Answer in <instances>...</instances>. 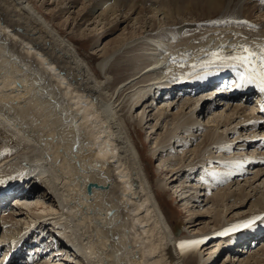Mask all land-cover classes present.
<instances>
[{"label": "bare ground", "instance_id": "1", "mask_svg": "<svg viewBox=\"0 0 264 264\" xmlns=\"http://www.w3.org/2000/svg\"><path fill=\"white\" fill-rule=\"evenodd\" d=\"M80 1L38 0L37 5L32 0H0V128L23 142L0 155V179L5 181L0 185L27 178L23 172L30 162L32 176L41 180L31 184L30 196L23 197L30 202L23 205L25 218L33 215V219L14 243L33 227L41 230L39 224L45 221L56 225L52 229L74 250L56 239L66 251L53 249L58 253L50 264H62L63 256L68 260L74 256L77 264H194L198 257L201 264H216L224 255L228 259L223 264H264V245H260L264 235L251 243V228L220 234L235 224L264 217V146L254 141V132L264 130V117L257 121L254 92L221 103L205 93L210 88L193 94L187 84L216 70L214 52L239 55L247 47L260 54L264 0H185L181 21L166 32L160 31L157 19L166 17L169 9L158 16L155 9L145 7L148 0H129L130 5L127 0H115L113 5L109 0H86L88 5ZM214 16L218 19L210 20ZM196 20L208 22L196 29L188 23ZM184 27L191 30L178 38ZM85 37L95 41L103 58L97 64L99 74L74 47L72 40ZM171 84L175 85L163 94L161 89ZM171 92L179 98L176 102L162 98ZM159 98L163 106L157 108ZM167 102H174L170 111ZM219 107L225 113H215ZM154 108L151 119L160 126L164 122L165 129L155 139L153 155L161 161L170 147L166 153L171 158L166 162V178L155 187L128 131L130 122L138 128L149 126ZM137 110L140 116H134ZM205 116L207 120L200 122ZM235 123L236 128L227 129ZM200 131L204 135L199 143ZM5 144L0 137V151ZM173 144L182 147L180 154L172 155ZM245 151L255 153L257 161L246 167L244 160L236 169L224 164ZM197 171L201 178L193 185L204 186L202 191L191 181L185 185L190 187L187 192L173 186L175 176ZM170 185L184 209L195 198L191 201V195L182 192L205 193L207 208L195 211L192 206L191 213L210 219L206 226L211 225V231L197 230L200 236L182 238H176L175 232L174 237L157 197ZM39 209L43 211L33 213ZM17 215L5 217L14 221ZM258 222L264 232V220ZM192 240L203 242L195 248L178 247ZM216 244H220L213 254L219 251L216 258H203L201 249ZM229 247L233 249L227 251Z\"/></svg>", "mask_w": 264, "mask_h": 264}, {"label": "rangeland", "instance_id": "2", "mask_svg": "<svg viewBox=\"0 0 264 264\" xmlns=\"http://www.w3.org/2000/svg\"><path fill=\"white\" fill-rule=\"evenodd\" d=\"M32 1H35V4L38 5V3H37L38 0H32ZM60 1H63V0H60ZM64 1L69 2L71 0H64ZM81 1H84V3H86L85 2L86 0H81ZM109 1H110L111 4L112 3L113 4L115 3V0H109ZM162 1H163V4H160L159 3L160 0H148L147 2H145L144 5H145L146 8L155 9V11L158 12V14H157L158 16L161 14L160 12L165 11V9L166 10L169 9V11L166 12V17L165 16L164 17L160 16L157 19L158 22L159 21L161 22V25L159 27L162 30H160V31L161 32H163V31L166 32V30L168 31V29H170L172 26H174L177 23V20H179L178 22L181 21V18L183 16L179 12L183 8V4L185 5V0H173V2H172V0L171 1L170 0H166V1L162 0ZM127 2H129V3H127ZM165 2H168L167 3L168 5L170 4L167 8L164 7ZM126 3H127V5H130L131 4V2L129 0H127ZM86 5H88V3H86ZM112 5H110V6H112ZM61 7L62 8H64V7L68 8L67 6H61ZM79 8L80 7H79V4H78V9ZM88 8H89V6H88ZM96 10L94 9L93 11H96ZM173 10H175V13H174ZM75 11H76V9H75ZM217 19H218L217 16H214V17H211L210 20H217ZM50 20H52V18H50ZM242 20L243 21H246V19H242ZM201 22L202 23H206V22H208V20L207 21L206 20H202V21L196 20V21H190V22L188 21V23L191 26H193L194 28H196V29H197V27L200 28V27H203L204 26V24H202ZM183 23L186 24L187 22L184 21ZM84 29L86 30V27L83 26L82 27V31ZM188 29L191 30L190 27H186V28L184 27L183 32L182 33H179V37L178 38H181L182 36H184L183 33L185 34ZM236 33L239 34V35L240 34H243V33H239V32H236ZM174 40H175V38H174ZM72 41H73L74 47L77 49L79 55L83 58V60L85 61V63L88 64L90 66V68L96 74H99L96 68H97L98 62L101 61L103 58L99 54L100 52L98 53L97 50H95L96 49L95 47L97 46V44H95V41H93L92 38L86 39V37L83 38V39H78L77 38V39H74ZM230 54L231 55H234L233 53H228V55H230ZM198 97H200V96H198ZM178 99H176L175 102ZM182 99H184V98H182ZM193 99L196 100V99H199V98L195 97ZM191 102L193 103L194 100H191ZM162 103L161 104H158L156 107L157 108L162 107L163 106ZM173 103L167 102V104H166L165 107H169L170 108L169 111H170L172 109V106L170 107V104H173ZM183 103L184 102L182 100L179 101V105H181ZM231 105L234 106L235 104H230V106ZM245 107L248 108V106H245ZM155 110H156V108H154L151 112L149 110V112H150V114H149V120H152L151 122H149V126L146 125V126H143V128H138L135 125L131 124L132 122H130L129 129H128L129 135H130V141L132 142V144H134V147L139 151V153H140V155L142 157V160H143V165L145 166V170L147 171V173L149 175V178H150L149 181L151 182V184L153 185V187H155V185L158 184V181H161V180L163 181L166 178L165 177V174H166V171L168 170L167 169L168 168V164H166V162L171 159V158H168L167 157V153H166L167 150H170V147L167 148V149H165V151L163 152L164 157H163V160H161V161H159V158L160 157L158 158V157H155L153 155L154 154V151L153 150H154V148L156 146V143L158 142L157 140L160 139V138H157V137H160V133H163L164 132L163 130L165 129V128H163L164 122L160 126V122H157L156 120L151 119V116L150 115L155 114ZM175 110L176 109L173 110L174 113H175ZM223 110H225L224 107H219L214 112L215 113H225ZM140 111L137 110L134 113V116H136V115L140 116V114H141ZM208 117H210V116H208ZM206 120L207 119H206V116H205L203 118V120L200 119V122L201 121H204L205 122ZM155 125H156V128H154L152 130L149 129L150 127L155 126ZM235 126H236V124H232L227 129H233ZM157 128H159V131L155 133V131H156ZM222 130H225V129H222ZM222 130H220V132ZM196 135H200L201 136V138L199 136V138H198L199 140L197 141V142H199V141L201 142L202 141V136L204 134L201 132V133H197ZM0 137H1V139L5 140V142H6V144H5V146H6L5 147V150L2 151V152H0V154L1 153L4 154L5 152H7V150H11V147L10 146H13V147H15V146H17V147L23 146V142L22 141H20L19 139H16L12 134L9 135V134L5 133V129H3V128H0ZM246 137L247 136H244L243 139H245ZM155 139H157V140H155ZM172 143H173V141L171 142V145H172ZM181 148L176 147L175 144H173V146H172V152H171L172 155L173 154L174 155H178V153L180 154L181 153L180 152ZM160 162H162V163H160ZM160 164H161V166H163L162 173H160V171H161L160 170L161 167L159 168V165ZM199 171H197V173L195 172L196 174L195 173H192V172L191 173H186V175H184V177H182V175L175 176L174 179L176 180V183L173 186L186 188L187 186H189L188 185L189 184L188 182L191 181V184L190 185L192 187H194L193 184L196 183L195 181L196 180H199L201 178L200 177L201 174H200ZM197 176H198V178H197ZM188 177H189V179H188ZM182 183H184V184H182ZM241 183L243 184V182H241ZM185 185H186V187H185ZM196 187H197V191H198V188H200V190H201V187H204V186H201L200 184H195V187L194 188H196ZM189 188L190 187L186 188L187 190H184L183 192H187ZM197 191H195V193H194V191L192 190L190 193H185V194H183V192H182V195L183 196H187L188 197V196L191 195L190 196L191 201H192V199L195 198V201L196 202L195 201H192L194 204H191L189 206V209H184V207L182 205L183 204V201H180L179 195L174 193V190H173V188H172L171 185L165 190V192H161V191L159 192L158 191L157 197H158V200H159L161 209H162V211H163V213H164V215L166 217V220H167V222L170 225V228L172 230V233H173L174 237L176 236L175 235V232H178V234H179V235L177 234V237L176 238H178V237H181L182 238L184 236H187V237L189 236L190 237V236H195V235L196 236H198V235L200 236L201 233L197 232V230L204 231L206 229L207 232L211 231V227H210L211 225H207L206 226V224H209L208 222L210 221V219L203 220L204 219V217L202 216L203 214L201 215L199 213H197V214L191 213V211L194 210V209L191 210V207L192 206L197 207V209L195 208V211L198 210L199 208H201V211L202 210L204 211L207 208L205 206V203H204V202H206L205 193H204V196H203V195H200V193L198 194ZM202 194H203V192H202ZM208 196H211V195L208 194L207 197ZM14 203L16 204V202H14ZM22 203H24V202H22ZM26 203L29 204L30 202H26ZM26 203H24V204H26ZM22 209H23L22 207H21V209H17V211L20 214L17 215L16 217H14V221H10L9 220V222L11 224H13V225L14 224L15 225H18L19 224L20 226H22V224H24L27 221L26 218H25V213L26 212L24 211L26 209H23V210ZM42 211H43V209L33 210V213L34 214H38V213H41ZM45 211L48 212L49 209L48 210L46 209ZM187 211H189L190 213H187ZM11 214H13V213H11ZM230 217H232V215H230L229 218ZM194 222H195V224H194ZM196 223L199 224V225L195 226ZM193 226H195V227H193ZM13 230H14V228H11V231H13ZM7 231H9V230L4 231L5 237H11V234H9V232H7ZM6 235H8V236H6ZM210 237L211 236H208V238H210ZM219 245L216 244L215 248L213 247L212 249H210V247L209 248H205L203 250L201 249V254H202L203 258L207 259V258H209V256H213V254L215 253V251L217 250V248H218ZM260 245L262 246V245H264V243L263 244H260ZM209 249H210V251H209ZM218 252L213 256L212 260L216 258V256L218 255ZM242 256L243 257H247V256H244V255H242ZM74 259H75L74 256L71 257L70 260H68V258H66V256L65 257L63 256V262H62V264H77V261L74 260ZM227 259H228V256L223 257V258H221L219 260L217 259L218 262L216 264H223ZM194 264H201L200 257H198V259L196 260V262Z\"/></svg>", "mask_w": 264, "mask_h": 264}, {"label": "snow or ice", "instance_id": "3", "mask_svg": "<svg viewBox=\"0 0 264 264\" xmlns=\"http://www.w3.org/2000/svg\"><path fill=\"white\" fill-rule=\"evenodd\" d=\"M212 55L214 57L212 63L218 68L239 67L243 69V71L239 73V83L237 84V87L255 84L261 92H264V48L261 49L259 55L247 47H244L242 53L239 55L221 56L219 53L215 52L212 53ZM4 182V180L0 179V184H3ZM257 220H264V217H254L243 223L235 224L220 234L227 235L242 229H249L257 222ZM202 242V240L181 242L178 247L181 250L195 248ZM5 264H7V261Z\"/></svg>", "mask_w": 264, "mask_h": 264}]
</instances>
